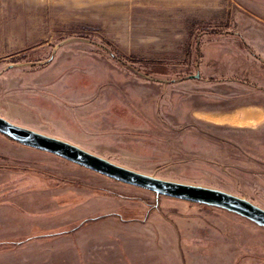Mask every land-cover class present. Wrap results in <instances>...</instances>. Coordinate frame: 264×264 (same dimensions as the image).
I'll use <instances>...</instances> for the list:
<instances>
[{
  "label": "rangeland",
  "instance_id": "rangeland-1",
  "mask_svg": "<svg viewBox=\"0 0 264 264\" xmlns=\"http://www.w3.org/2000/svg\"><path fill=\"white\" fill-rule=\"evenodd\" d=\"M0 116L264 209V0H0ZM0 264H264V227L0 133Z\"/></svg>",
  "mask_w": 264,
  "mask_h": 264
},
{
  "label": "water",
  "instance_id": "water-1",
  "mask_svg": "<svg viewBox=\"0 0 264 264\" xmlns=\"http://www.w3.org/2000/svg\"><path fill=\"white\" fill-rule=\"evenodd\" d=\"M0 133L19 143L50 152L115 180L156 194L221 207L264 227L263 208L227 191L142 173L114 163L66 140L15 124L2 116H0Z\"/></svg>",
  "mask_w": 264,
  "mask_h": 264
},
{
  "label": "trees",
  "instance_id": "trees-1",
  "mask_svg": "<svg viewBox=\"0 0 264 264\" xmlns=\"http://www.w3.org/2000/svg\"><path fill=\"white\" fill-rule=\"evenodd\" d=\"M212 32H217V31H212ZM3 134V133H2ZM5 135V134H4ZM5 136H7V135H5ZM8 137V136H7ZM8 138H10V137H8ZM10 139H12V138H10ZM13 140V139H12ZM189 202H192V201H189ZM195 203H197V202H195Z\"/></svg>",
  "mask_w": 264,
  "mask_h": 264
},
{
  "label": "crops",
  "instance_id": "crops-1",
  "mask_svg": "<svg viewBox=\"0 0 264 264\" xmlns=\"http://www.w3.org/2000/svg\"><path fill=\"white\" fill-rule=\"evenodd\" d=\"M118 181V180H117ZM124 183V182H123ZM127 184V183H126ZM182 200V199H181Z\"/></svg>",
  "mask_w": 264,
  "mask_h": 264
}]
</instances>
